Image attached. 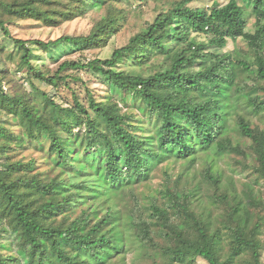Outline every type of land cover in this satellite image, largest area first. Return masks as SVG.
I'll list each match as a JSON object with an SVG mask.
<instances>
[{
	"label": "rangeland",
	"instance_id": "obj_1",
	"mask_svg": "<svg viewBox=\"0 0 264 264\" xmlns=\"http://www.w3.org/2000/svg\"><path fill=\"white\" fill-rule=\"evenodd\" d=\"M183 3L188 8L209 13L215 5L221 6L226 2L37 0L32 3L31 0H0V19L5 23L7 32L6 36L0 28V93L9 96L24 94L31 98V103H37L36 107L46 112L47 116L56 117L58 111L51 106L52 101L62 108L72 109L82 121H86L87 116L78 106H82L93 118L90 104H100L105 109L112 108L118 117L133 125L134 135L156 139L161 121L155 116L149 117L147 104L139 94L118 90L111 85L108 76L86 69H67L60 73L61 78L54 86L39 81L35 73L42 71L47 77H53L64 62L88 63L95 59H108L115 49L125 46L135 35L143 33L156 17ZM30 5L34 6L33 13L25 14ZM238 5L246 20L245 31L253 33L257 27L250 0H238ZM19 11L21 15H17L16 12ZM174 25L173 23L169 28L172 30ZM215 33L216 29L211 27L209 34L189 32L183 42H164L167 53H153L146 47H137L134 55H145L142 60L124 58L114 68L117 72L123 71L130 76L149 77L164 73L169 71L177 51L186 49L189 43H193L205 47L203 56L191 66L193 72L202 70L218 54H229L233 61H244L249 69H236L235 80L229 91L230 97L224 102L226 129L210 147H197L187 158L166 155L163 161L150 168L146 177H139L117 187L105 184L96 189L93 204L86 199L83 204L77 205L72 218L80 215L91 204L96 206V220L104 217L108 211L113 215L115 227L123 241L119 250L104 264H208L201 257L194 258L192 262L177 261L164 251L179 245L181 237L196 239L198 226H206L210 233L218 234L221 262L253 264L247 250L233 254L231 230L236 228L237 219L231 216L238 205H243L248 210L250 229L257 228L256 238L261 246L259 260L264 264L262 165L255 152L254 139L245 136L239 126V122H245L254 137L264 139V108L255 112L250 103V99H255L256 103L264 100V83L253 72L256 67L246 41L227 40L224 46H217L212 42ZM93 34L97 38L91 43L61 44L51 47L47 52L34 44L36 40L47 42L62 36L88 37ZM14 39L26 42L29 65L23 62L25 50L17 46ZM0 127L14 135L20 133L16 120L1 111ZM85 127L86 124L76 125L74 133L65 136L73 139L76 132H79L75 143L84 158L98 150V146H94L91 151H84L89 140L93 141L92 137L89 139ZM105 128L102 121L101 129ZM49 147L50 141L44 138L42 145L37 148L32 144L18 148L14 143L8 147L0 137V169L4 170L6 166L16 167V163H31L32 168L21 169L17 174L18 178L35 176L47 183L60 176L74 185L91 181L98 185L96 178L77 177L69 167L55 166L54 154L50 156L37 151H48ZM80 161L82 163L84 160ZM70 189L71 192L74 191ZM175 194L180 196L177 205L168 198ZM153 207L167 212L168 222L165 227L161 225L163 221L153 215ZM61 220V216L56 217L54 225L58 226ZM144 227L149 236L146 240L142 237ZM0 235L4 237L2 233ZM4 245L9 247L8 243ZM0 251L4 256L9 254L7 249Z\"/></svg>",
	"mask_w": 264,
	"mask_h": 264
},
{
	"label": "trees",
	"instance_id": "obj_2",
	"mask_svg": "<svg viewBox=\"0 0 264 264\" xmlns=\"http://www.w3.org/2000/svg\"><path fill=\"white\" fill-rule=\"evenodd\" d=\"M31 1L35 3L37 0ZM224 1V5H215L209 13L188 8L185 3L178 5L156 17L143 33L135 35L125 46L115 49L108 59H95L88 63L64 62L53 77H47L42 71L35 73L39 81L54 86L61 78L60 73L67 69H86L108 76L111 85L118 90L139 94L147 104L149 117L155 116L161 121L156 139L134 135L133 125L118 117L112 108L105 109L100 104H90L93 118L82 106H78L87 116L86 121H82L72 109L62 108L52 101L51 106L58 111L56 117L47 116L46 112L36 107L37 103H31V98L24 94L9 96L0 93V111L13 117L20 128V133L14 135L0 127V137L8 147L14 143L18 148L26 144L37 148L42 145L43 138L47 139L50 141L48 151H37L50 156L54 154L55 166L69 167L77 177L96 178L98 182V185L92 181L74 185L60 176L47 183L35 176L18 178L21 169L32 168L31 163H16V167L0 169V234L4 236L0 235V250H9L7 256L0 251V264H104L119 250L123 239L110 211L96 220V206L92 205L96 200V189L105 184L117 187L146 177L150 168L163 161L166 155L187 158L197 147H210L216 137L223 133L226 129L224 102L230 97L236 69H249L244 61H233L229 54H218L202 70L193 72L191 66L203 56L205 47L189 43L186 49L177 51L169 71L164 73L149 77L130 76L114 68L124 58L142 60L145 55H134L137 47H146L153 53H167L164 42H183L189 32L209 34L211 27H214L216 33L212 42L217 46H224L227 40L246 41L256 67L253 72L264 83V0H250L257 27L253 33L245 31L246 20L238 0ZM9 8L13 9L12 6ZM33 10L34 6L30 5L25 14L33 13ZM16 13L22 14L21 11ZM173 23L175 25L171 30L169 26ZM4 24L0 19V28L7 36ZM96 38V34L88 37L62 36L47 42L36 40L34 44L47 52L51 47L61 44H86ZM13 42L25 50L23 62L29 65L26 42L18 39ZM44 98L49 100L47 96ZM250 103L255 112L264 108V100L256 103L255 99H250ZM101 120L104 121L105 130L101 129ZM80 124H86L89 139L93 138L84 151H91L94 146H98V150L86 158L75 143L79 132L73 139L65 137L72 135L75 126ZM239 126L245 136L255 141V152L264 177V139L254 137L245 122H239ZM81 159L84 160L82 163ZM70 188L74 191L71 192ZM168 198L177 205L180 196L175 194ZM86 199L92 204L72 218L77 205L83 204ZM153 215L163 221L162 227L166 226V211L153 207ZM58 216L62 220L55 226L56 221H53ZM231 217L237 219L236 228L231 230L233 254L247 250L253 264H261L257 228L250 229L248 210L238 205ZM197 232L196 239L181 237L179 245L164 251L177 261L192 262L194 258L201 257L208 264H226L220 259L218 234L210 233L206 226H198ZM142 233L143 239H149L145 227ZM4 243H8L9 247L6 248ZM84 259L87 262L84 263Z\"/></svg>",
	"mask_w": 264,
	"mask_h": 264
}]
</instances>
